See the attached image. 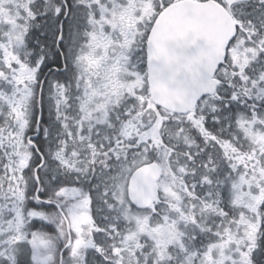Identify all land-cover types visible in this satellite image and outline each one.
Instances as JSON below:
<instances>
[{"label":"snow or ice","instance_id":"snow-or-ice-1","mask_svg":"<svg viewBox=\"0 0 264 264\" xmlns=\"http://www.w3.org/2000/svg\"><path fill=\"white\" fill-rule=\"evenodd\" d=\"M0 264H264V0H0Z\"/></svg>","mask_w":264,"mask_h":264}]
</instances>
